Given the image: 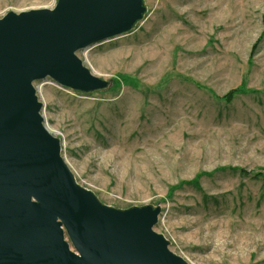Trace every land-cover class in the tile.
I'll return each instance as SVG.
<instances>
[{
    "label": "rangeland",
    "instance_id": "obj_1",
    "mask_svg": "<svg viewBox=\"0 0 264 264\" xmlns=\"http://www.w3.org/2000/svg\"><path fill=\"white\" fill-rule=\"evenodd\" d=\"M142 1L128 32L76 53L106 89L34 82L44 124L102 204L158 206L188 264H264V0ZM55 3L0 0V17Z\"/></svg>",
    "mask_w": 264,
    "mask_h": 264
},
{
    "label": "water",
    "instance_id": "obj_2",
    "mask_svg": "<svg viewBox=\"0 0 264 264\" xmlns=\"http://www.w3.org/2000/svg\"><path fill=\"white\" fill-rule=\"evenodd\" d=\"M142 0H56L0 17V264H188L154 231L160 208L116 209L80 185L34 82L83 93L109 80L77 51L128 32Z\"/></svg>",
    "mask_w": 264,
    "mask_h": 264
},
{
    "label": "trees",
    "instance_id": "obj_3",
    "mask_svg": "<svg viewBox=\"0 0 264 264\" xmlns=\"http://www.w3.org/2000/svg\"><path fill=\"white\" fill-rule=\"evenodd\" d=\"M259 40H260V38L259 39H257V41L252 45V48H250L251 49V54L255 51V48H257V43L259 42ZM130 78L128 77V76H124V78H123V80H124V82H126L127 80H129ZM107 88V87H106ZM106 88H104V89H106ZM101 90H103V89H101ZM97 91H99V90H97ZM239 92H241V88H234V89H230L228 92L226 91V93L224 94V95H222L221 97H218V98H220L221 100H224L225 102H230L232 99H233V97H234V95H236L237 93H239ZM88 93H90V92H88ZM220 169H224V168H219V169H216L215 171H217V170H220ZM229 169H237L240 173H242L243 175H245V174H247V173H249V172H247L245 169H243V168H233V167H230L229 166ZM214 171V172H215ZM213 172V173H214ZM210 174H212V173H200L199 175H197V176H195L193 179H191V180H187V181H181V183H180V185L178 186V187H180V186H182V185H191V186H195V187H198L199 186V182H198V179H199V176H207V175H210ZM253 178H261V180L263 181V183H264V176L263 175H260V173L259 172H255V174H253V176H252Z\"/></svg>",
    "mask_w": 264,
    "mask_h": 264
},
{
    "label": "bare ground",
    "instance_id": "obj_4",
    "mask_svg": "<svg viewBox=\"0 0 264 264\" xmlns=\"http://www.w3.org/2000/svg\"><path fill=\"white\" fill-rule=\"evenodd\" d=\"M48 129V128H47ZM49 130V129H48ZM50 131V130H49ZM51 133V132H50Z\"/></svg>",
    "mask_w": 264,
    "mask_h": 264
}]
</instances>
